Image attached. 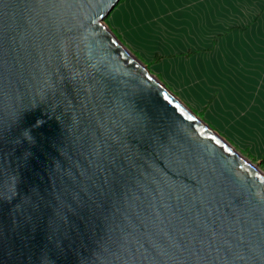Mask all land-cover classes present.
<instances>
[{
	"label": "water",
	"instance_id": "water-1",
	"mask_svg": "<svg viewBox=\"0 0 264 264\" xmlns=\"http://www.w3.org/2000/svg\"><path fill=\"white\" fill-rule=\"evenodd\" d=\"M118 1L0 0V264H264V180L122 46Z\"/></svg>",
	"mask_w": 264,
	"mask_h": 264
},
{
	"label": "rangeland",
	"instance_id": "rangeland-1",
	"mask_svg": "<svg viewBox=\"0 0 264 264\" xmlns=\"http://www.w3.org/2000/svg\"><path fill=\"white\" fill-rule=\"evenodd\" d=\"M202 4L203 8H199V4L197 9L192 8L197 16L159 15L151 18L154 19L153 25L149 21L140 24L139 28L132 25L134 34L125 37V42L121 41L128 53L166 90L192 110L203 106L205 95L210 94L214 88L212 84L219 78L232 79L233 71L243 67L247 59L264 53V26L258 25V6L263 7L264 2L205 1ZM186 51L197 53L188 58H163L146 66L154 53L169 56ZM226 139L236 152L264 173L255 155L253 160L248 158L243 146Z\"/></svg>",
	"mask_w": 264,
	"mask_h": 264
},
{
	"label": "crops",
	"instance_id": "crops-1",
	"mask_svg": "<svg viewBox=\"0 0 264 264\" xmlns=\"http://www.w3.org/2000/svg\"><path fill=\"white\" fill-rule=\"evenodd\" d=\"M205 1L264 2V0H124L109 15L106 25L123 42L125 37L134 34L135 29L132 25L139 28L140 24L148 21L153 25L154 19L151 18H157L159 15L197 16V13L192 12V8L197 9L198 4L199 8H203L202 3ZM258 8L260 9L258 25L264 26V6L260 5ZM139 36L142 39L140 34ZM246 61L236 72L229 73L232 79L219 78L212 84L214 88H211L210 94H206L203 99V105L211 99L203 113V120L223 138H229L234 144L243 146L242 149L249 156L255 155L259 158L264 150V53ZM202 107L199 109L196 107L195 110L199 111Z\"/></svg>",
	"mask_w": 264,
	"mask_h": 264
},
{
	"label": "trees",
	"instance_id": "trees-1",
	"mask_svg": "<svg viewBox=\"0 0 264 264\" xmlns=\"http://www.w3.org/2000/svg\"><path fill=\"white\" fill-rule=\"evenodd\" d=\"M124 0H119L118 2H117V4H116V6L113 8V10L114 9H116V7H118L122 2H123ZM112 10V11H113ZM112 11L109 13V15L112 13ZM109 15L107 16V18L105 19V24L107 23V19H108V17H109ZM230 30H232L231 28H230ZM111 32L115 35V37L119 40V37L114 33V31H112L111 30ZM120 42H121V40H119ZM197 52L196 51H186V52H184V53H177V54H173V55H169V56H160V55H158V54H153L152 56H151V59H150V61L146 64V66H151V65H153V64H156V63H158L161 59H163V58H188V57H190V56H192V55H194V54H196ZM210 102H211V99H209V100H207V102L203 105V107L199 110V111H197V112H194V110H192V109H190L197 117H199L200 119H202L203 120V113L205 112V110L207 109V107L209 106V104H210ZM204 121V120H203ZM210 127V126H209ZM230 143V142H229ZM230 144H232V143H230ZM245 151V150H244ZM246 152V151H245ZM247 156H248V158H250V159H252L253 160V158L251 157V156H249L247 153H245ZM257 161L260 163V166L262 167V168H264V166H263V163H264V150H263V152L260 154V156H259V158L257 159Z\"/></svg>",
	"mask_w": 264,
	"mask_h": 264
},
{
	"label": "bare ground",
	"instance_id": "bare-ground-1",
	"mask_svg": "<svg viewBox=\"0 0 264 264\" xmlns=\"http://www.w3.org/2000/svg\"><path fill=\"white\" fill-rule=\"evenodd\" d=\"M243 161L246 163V165L257 175L259 176L262 180H264V173L260 171L256 166L251 164L249 161L246 159H243Z\"/></svg>",
	"mask_w": 264,
	"mask_h": 264
}]
</instances>
